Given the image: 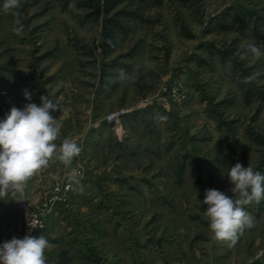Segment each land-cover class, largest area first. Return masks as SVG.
<instances>
[{"label":"rangeland","instance_id":"1","mask_svg":"<svg viewBox=\"0 0 264 264\" xmlns=\"http://www.w3.org/2000/svg\"><path fill=\"white\" fill-rule=\"evenodd\" d=\"M15 11L0 9V106L23 108L25 89L59 104L62 133L83 131L76 174L89 182L52 176L50 161L26 182L44 197L0 199V242L21 238L23 201L47 209L69 184L33 235L49 240L48 264H264V199L245 206L253 225L235 244L214 238L201 203L206 189L229 192L237 162L264 173V56L248 51L264 48V0H21Z\"/></svg>","mask_w":264,"mask_h":264},{"label":"clouds","instance_id":"2","mask_svg":"<svg viewBox=\"0 0 264 264\" xmlns=\"http://www.w3.org/2000/svg\"><path fill=\"white\" fill-rule=\"evenodd\" d=\"M20 6L21 0L0 3V9L12 12L17 18L19 13L15 10ZM20 30L16 28L17 32ZM248 51L256 57L264 56V48L256 43L249 44ZM127 78V73L121 69L118 79ZM24 96L31 101L32 93L27 89ZM40 99V104L29 102L23 108L12 107L0 118V199L15 193L16 200H25L27 180L47 167L51 158L56 157L68 168L81 152V147L72 139L56 143L61 124L51 113L60 105L45 95ZM156 119L163 123L168 116L157 114ZM227 178L232 195L219 189H206L201 203L208 206L205 213L214 238L235 244L244 228L253 225L245 206L264 199V173L237 162L228 169ZM69 179L77 180L74 169ZM49 247L50 242L44 235L12 237L0 242V264H48L45 252Z\"/></svg>","mask_w":264,"mask_h":264},{"label":"crops","instance_id":"3","mask_svg":"<svg viewBox=\"0 0 264 264\" xmlns=\"http://www.w3.org/2000/svg\"><path fill=\"white\" fill-rule=\"evenodd\" d=\"M19 92H20L19 89H17V94ZM18 102H19L20 105H24L25 103H29L30 101H28L26 99H19ZM3 108H4V106H0V117L1 118H3L7 113H9L8 112V109H9L8 107H6L5 110ZM73 128H75V130L72 131V132H70V133H68L66 131H64L62 133V131H60V135H59L61 137L60 139L63 140L65 138H69V139L74 140L75 142L77 141V144L79 145L80 143H78V142H80L83 139V131L80 130L81 128L77 125V123L74 125ZM81 156H82V158L85 159L84 150L82 148H81V152L76 157L73 158L72 164L68 168H66L62 164V162H60L56 157L51 158V160H50L51 163L50 164L52 166H55L56 171H57V172L55 171V173H53L52 176L56 177L58 175V177L61 176L63 178H68L69 179V176L72 174V169H74L75 170V175L77 177V180H73V182L75 181V185L76 186L77 185H80V187H83L84 185H87V183L89 181L87 179H83V177H79L76 174V172L79 170L78 165H80L78 163V160L77 159H79V157H81ZM34 176L35 177H38L37 172H36V174ZM34 181H35V178H34ZM77 181H79V183ZM31 187H34L35 188V192L32 193V191L30 190ZM37 189H39V187H38V185L36 183L34 185V182H32V183L31 182H28L27 185H26V188H25V198L27 200H29V201L30 200H35L36 201V200L41 199L42 197H44L46 195L47 192H43L42 189H39V190H37Z\"/></svg>","mask_w":264,"mask_h":264},{"label":"built area","instance_id":"4","mask_svg":"<svg viewBox=\"0 0 264 264\" xmlns=\"http://www.w3.org/2000/svg\"><path fill=\"white\" fill-rule=\"evenodd\" d=\"M125 111L124 110H119L117 112L109 114L106 119L110 123L114 124H119L122 118V115ZM70 187L69 184L61 185V186H56L55 191L49 196V198L46 200L45 205H49V208H41L36 209V208H30L29 204L26 201H23L21 203V207L25 210L28 211V217L25 221L24 229L22 230L21 233V238L25 235H30L33 236L35 233L38 232V230L44 228V211L45 209L49 212L51 210V207L53 204L61 202L63 200L61 196V192L68 190ZM35 225V226H33Z\"/></svg>","mask_w":264,"mask_h":264}]
</instances>
